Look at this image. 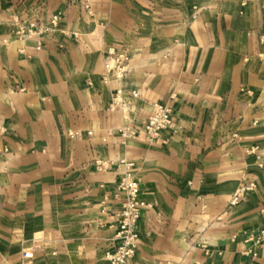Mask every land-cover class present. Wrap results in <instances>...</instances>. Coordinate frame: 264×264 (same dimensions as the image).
<instances>
[{
    "label": "crops",
    "instance_id": "1",
    "mask_svg": "<svg viewBox=\"0 0 264 264\" xmlns=\"http://www.w3.org/2000/svg\"><path fill=\"white\" fill-rule=\"evenodd\" d=\"M121 160L147 205L128 264H264V0H0V264H109Z\"/></svg>",
    "mask_w": 264,
    "mask_h": 264
},
{
    "label": "built area",
    "instance_id": "2",
    "mask_svg": "<svg viewBox=\"0 0 264 264\" xmlns=\"http://www.w3.org/2000/svg\"><path fill=\"white\" fill-rule=\"evenodd\" d=\"M54 22H57V17L54 18ZM38 31L45 33L46 29H42L38 23L31 21L21 28L20 35L22 38L27 39ZM127 68V59L123 57L109 60L105 64L107 73L113 74L116 81H120L125 77ZM139 95L137 91L125 93L122 89H118L113 96L112 107L113 109L122 108L128 110L132 107L133 102L138 99ZM173 127L174 121L170 108L167 105L159 103L154 106V113L144 123L143 131L149 140H154L159 138L163 132L169 131ZM74 136L71 135L72 138ZM122 136L125 140H130L137 136V132L131 128H125L122 131ZM118 167L121 169V172L117 182V189L124 195L125 200L117 216L116 249L113 254L107 256V261L109 264H128L137 253L139 236L136 226L146 211L147 205L141 198L140 185L133 175L134 164L127 160H121L118 163ZM255 188L256 185L254 183L243 185L231 198L229 206L236 207L239 205ZM252 241L257 246L262 245L264 242V232L252 237Z\"/></svg>",
    "mask_w": 264,
    "mask_h": 264
}]
</instances>
